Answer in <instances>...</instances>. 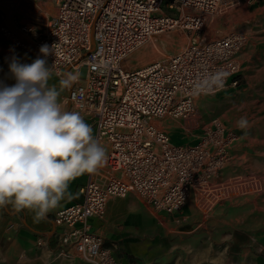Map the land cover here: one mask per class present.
Returning a JSON list of instances; mask_svg holds the SVG:
<instances>
[{"label":"built area","instance_id":"2783aa9c","mask_svg":"<svg viewBox=\"0 0 264 264\" xmlns=\"http://www.w3.org/2000/svg\"><path fill=\"white\" fill-rule=\"evenodd\" d=\"M2 1V0H1ZM253 0H56L55 12L18 0L1 13L0 38L34 58L47 60L63 78L79 73L63 98L65 110L78 111L93 137L106 149L107 161L87 174L82 200L54 213L62 228L60 243L90 264H119L117 244L108 247L89 221L102 218L112 198L136 196L154 213L175 215L193 188L199 199L259 192L252 177L213 182L232 159L237 133L219 118L201 124L197 94H214L239 85L238 55L248 38L240 31L207 39L205 24L237 4ZM0 8H6L0 3ZM184 32L187 44L165 59L128 68L129 56L151 37ZM53 53L46 58L42 45ZM131 61V60H129ZM67 70V71H66ZM217 71L228 73L222 87L200 91L197 85ZM177 120L198 133L190 144H174L160 122ZM248 178V179H247ZM204 205L209 206L206 202ZM182 216H175L180 221Z\"/></svg>","mask_w":264,"mask_h":264},{"label":"rangeland","instance_id":"374dc122","mask_svg":"<svg viewBox=\"0 0 264 264\" xmlns=\"http://www.w3.org/2000/svg\"><path fill=\"white\" fill-rule=\"evenodd\" d=\"M9 1L0 0V3ZM54 6L48 11L49 15L54 14ZM234 30L245 33L248 38L239 53L242 60L241 87L214 94H197L194 102L199 108L203 126L211 118H220L239 134L236 153L213 182L230 183L233 178L243 180L252 176L259 181L261 190L223 194L213 200L205 196L199 199L191 194L181 210L182 219L178 222L168 217L159 222L155 220L159 230L143 238L142 253L127 256V264H264V0L237 4L206 20L207 39ZM157 36L166 37L168 42L152 49L148 45L149 39L129 56L128 68L145 65L136 60L138 51L144 46H149L152 51L146 60L152 62L176 53L188 41L184 32L176 30ZM3 41L0 38V51L17 49ZM19 51L30 63L36 59ZM9 63L7 59L0 60V81L12 86L15 83L8 73ZM242 117L248 121L246 128L238 126L237 122ZM173 121L171 125H159L170 134V140L174 144L194 142V135H181L179 121ZM206 202L209 206L204 205Z\"/></svg>","mask_w":264,"mask_h":264},{"label":"clouds","instance_id":"9594fccd","mask_svg":"<svg viewBox=\"0 0 264 264\" xmlns=\"http://www.w3.org/2000/svg\"><path fill=\"white\" fill-rule=\"evenodd\" d=\"M53 46L44 44L39 51L46 58ZM53 66L39 57L30 64L13 57L9 70L15 84L0 81V206L33 211L38 221L73 198L71 181L97 173L107 161L91 125L78 111L65 110L59 99L79 73L66 72L59 86L50 85ZM227 76L217 71L196 87H222ZM237 123L248 126L243 117Z\"/></svg>","mask_w":264,"mask_h":264},{"label":"crops","instance_id":"0c3cea01","mask_svg":"<svg viewBox=\"0 0 264 264\" xmlns=\"http://www.w3.org/2000/svg\"><path fill=\"white\" fill-rule=\"evenodd\" d=\"M254 1L256 0L252 2ZM9 2H12V0ZM2 4L5 5L6 8H0V17L2 12L8 14L10 8L9 4L6 2ZM53 5L55 4L50 0H36L37 7L48 8V10H50V8H53ZM3 42L11 44L6 41ZM15 48L17 47L15 46ZM17 49L7 48L6 50H1L0 60L7 59L11 62V59L16 57L21 63L30 64L29 61L24 59V54L19 51L21 49ZM238 60L241 70L242 60L240 55H238ZM7 68L12 82L15 83L10 73L9 65ZM240 77L241 73L239 72V85L237 87H228L224 90H238L241 87ZM49 84L59 86V79L52 74ZM66 94L67 89H64L59 98L62 106L63 98ZM63 108L65 109L66 106H63ZM221 121L228 128L233 129L237 133V141L231 148V153L233 155L236 153L239 134L236 129L229 126L223 120ZM173 122V120H165L160 122V124H172ZM179 124L181 126V135L183 133H189V136L194 135V141L197 139L198 133L191 131L181 121H179ZM182 137L186 136L183 135ZM185 144L190 143L186 141ZM225 170H223V172H225ZM86 179L87 174H83L71 181L68 190L73 194V198H65L60 201L55 209L47 213L45 219L39 221L35 219V213L33 211L23 210L18 212L11 204L0 206V264H87V262L84 263L80 258L75 256L69 246H64L60 243L59 237L62 228L53 225V216L55 212L82 200V196L79 194V188L86 182ZM175 216H183L182 211L171 216L164 213H154L136 196L128 194L124 198L110 199L105 215L102 218L91 219L89 224L91 225L92 231L103 238L106 247L112 242L117 244L115 256L118 263L127 264V256L130 254L136 255L142 253L144 245L142 241L143 238L159 230L155 225V220L159 222L160 219L167 220L166 218L168 217L175 221ZM117 253L120 254L119 257ZM88 264L90 263L88 262Z\"/></svg>","mask_w":264,"mask_h":264},{"label":"bare ground","instance_id":"6f19581e","mask_svg":"<svg viewBox=\"0 0 264 264\" xmlns=\"http://www.w3.org/2000/svg\"><path fill=\"white\" fill-rule=\"evenodd\" d=\"M157 35H159V34H157ZM157 35H154L155 37L154 36L151 37L150 41L148 43V45H150L152 47V49H158L160 44H164L165 42H168V40H166V37L157 36ZM151 53H152V51L149 50V46H144V49L138 51V54L136 55L137 62L140 63V65H143V64L146 65V62L147 63L150 62V61H146V60H148L147 58L151 55ZM52 74H54V73L52 72ZM54 76L57 77L55 74H54ZM57 78H59V77H57ZM164 126H166V124ZM218 174L216 175V177L218 176ZM196 191H197V189L193 188L191 194H194L196 196ZM190 195H189V197H190Z\"/></svg>","mask_w":264,"mask_h":264}]
</instances>
